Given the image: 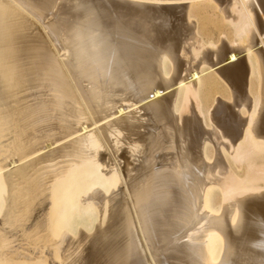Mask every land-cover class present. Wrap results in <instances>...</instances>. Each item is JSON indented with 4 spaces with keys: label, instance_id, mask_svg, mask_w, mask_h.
I'll return each instance as SVG.
<instances>
[{
    "label": "bare ground",
    "instance_id": "1",
    "mask_svg": "<svg viewBox=\"0 0 264 264\" xmlns=\"http://www.w3.org/2000/svg\"><path fill=\"white\" fill-rule=\"evenodd\" d=\"M0 264H264V0H0Z\"/></svg>",
    "mask_w": 264,
    "mask_h": 264
}]
</instances>
